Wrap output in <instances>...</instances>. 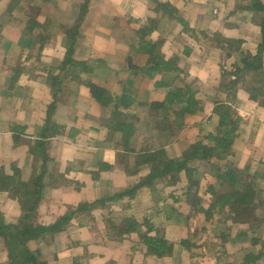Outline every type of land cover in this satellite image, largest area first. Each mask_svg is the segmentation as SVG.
Returning a JSON list of instances; mask_svg holds the SVG:
<instances>
[{
	"label": "crops",
	"instance_id": "1",
	"mask_svg": "<svg viewBox=\"0 0 264 264\" xmlns=\"http://www.w3.org/2000/svg\"><path fill=\"white\" fill-rule=\"evenodd\" d=\"M85 1L66 0L64 6L62 0H0L2 175L40 179V201L28 219L34 225H53L81 203H98L88 217L74 214L53 239L30 240L28 246L41 249L49 264H222V253L230 256L224 264H244L248 255L264 264V239L249 232L256 223L230 219V239H221V233L220 239H194L197 229H209L210 204L200 197L194 214L184 170L175 184L157 180L133 197L117 195L150 173L149 163L138 164L141 154L164 151L178 158L198 140L211 144L206 136L217 134L220 101H231L241 118L232 153L221 163L238 169L239 178L249 173L255 185L263 183L264 106L246 90L253 77L239 80L234 93L223 76L224 69L242 67V55L258 52L262 28L250 2L89 0L85 10ZM49 3L69 16L67 23L53 19ZM76 22L73 41L67 30ZM67 54L86 65L65 64ZM89 82L107 91L108 106L93 96ZM188 86L202 106L196 113L183 104ZM193 164L199 165L200 181L214 176L206 163ZM12 189V183L0 187V226L31 213ZM181 193L189 199L171 200ZM127 219L143 223L144 231L145 221L162 231L175 244L174 253L157 258L138 232L117 234L113 228ZM258 228L264 230V224ZM190 236L192 248L179 245ZM199 242L210 243V249L200 252ZM217 242L224 246L216 249ZM237 242L239 254L233 250ZM9 263L0 235V264Z\"/></svg>",
	"mask_w": 264,
	"mask_h": 264
},
{
	"label": "trees",
	"instance_id": "2",
	"mask_svg": "<svg viewBox=\"0 0 264 264\" xmlns=\"http://www.w3.org/2000/svg\"><path fill=\"white\" fill-rule=\"evenodd\" d=\"M88 2L89 0L85 1V10L88 6ZM248 7L255 11L256 15L259 16L257 21L262 28V40L259 44L258 52L255 55L243 53L244 55H242L241 59L242 67L237 66L236 70L232 71V73L236 74V79L233 78L232 80L231 73L228 69H224L223 76L224 78H230L234 93L237 92V87H234V85H237L239 80L246 81V78H249L248 76L253 77L255 86L253 84L248 86L246 85V90L250 93V96L254 101L259 102L264 106V99L260 98L264 96V2L262 0H250ZM78 21H81V19ZM79 28L80 22H76L72 24L71 27H68V35L73 41L77 38ZM72 46L69 49V52L73 51ZM64 63L71 65H86L85 62L80 63L75 61L71 54L66 55ZM89 86L93 96L102 104L108 106L109 98L105 96L107 91L93 82H89ZM229 96L228 98H230ZM181 97L182 99L184 98L183 104L187 107L190 113H196L202 109L200 102L195 98V94L189 86L186 93L181 94ZM230 103L232 102L230 101ZM230 103L228 104L224 101L216 103L215 113L219 117L217 134L210 133L206 136V138L208 137L209 141L212 142L211 144L205 143L203 140H198L191 144L189 148L184 151L181 157L178 158L166 157L164 151L141 154L138 164L149 163L150 173L135 187L118 193V197H122L124 195H130L133 197L136 195L139 187L153 185L157 180L164 181L167 184H175L178 182L180 173L183 170L189 178L190 185H194L197 181V177L199 179L200 169L199 165H195L193 162L200 160L206 163L209 167L212 166V170L215 171V169H213V167H215L217 171H222L224 175H221L220 178L229 185L231 184L233 188V190L231 192L229 191L228 194L218 193L216 191V187L211 184L208 191L214 192L217 197L220 195L217 199V202L219 203L220 200L225 199L224 203H227V206L230 207V211L233 212L236 217L245 218L248 216L244 221L252 222L253 226L254 221L258 218V215L255 213V209L253 207H251V209H247L246 207V205L252 203L253 200L255 201L254 195L256 192H249L251 185L254 184L252 180L253 176L250 175L249 177L238 178V172H240L238 169L230 167V165L226 163H221V161L223 162L224 160H227L232 153V144L241 122V118L237 115L236 110L230 105ZM116 125L119 126V124ZM234 135L235 137H233ZM142 159H144V161ZM215 174L217 175V172H215ZM239 182L244 183L240 184ZM10 183L13 184L12 193L19 198L24 210L29 208L31 209V213L24 215L16 224L2 223L0 226V235L4 236L10 254L9 264H49V262L44 258L41 249H31L28 246V242L36 239H41L46 242L48 237L53 239L55 237V233L66 229V226L71 222L74 214H78V216L83 214L84 217H88L91 209L98 204L97 202L81 203L75 209H70L69 212L59 218V220L53 225H34L28 222V219L31 214L36 211L40 201V191L42 188L40 179L37 178V180L34 179L27 182L21 180L20 178L8 180L6 175H2V170L0 169V187L6 189L10 186ZM33 185L35 188L34 190H31L33 189ZM103 202L104 201H102V203ZM193 202L194 204L200 205L202 199L195 197ZM212 209L213 206L211 205L210 209L207 211L208 217L213 215ZM142 224L143 223H139L134 219H127L117 225V227L113 228V230L121 236L132 232H138L149 254L154 255L157 258L166 257L174 253V243L168 240L165 235L152 234L151 232L156 231V229L152 227L149 222H144V224H146L145 231L142 229ZM222 236L225 237V234L222 233ZM190 239H192L191 236L183 239L179 245L187 249L192 248L195 244L191 243L189 241ZM256 259V257L248 255L244 264H255Z\"/></svg>",
	"mask_w": 264,
	"mask_h": 264
},
{
	"label": "rangeland",
	"instance_id": "3",
	"mask_svg": "<svg viewBox=\"0 0 264 264\" xmlns=\"http://www.w3.org/2000/svg\"><path fill=\"white\" fill-rule=\"evenodd\" d=\"M57 1H60V0H57ZM241 2L242 1H249L250 0H240ZM264 2V0H262ZM64 6H67V2L66 0H62L61 2ZM60 4V3H59ZM54 6L55 8H57L56 10L52 9ZM46 8H48L49 12L51 10L55 11L52 15H53V19L55 21H57L58 23H60L61 21L67 23V19L69 18V16H67L66 13L62 12V9L60 7L57 6V4L55 3L54 5H51L50 3L48 5H46ZM259 18L258 15H256V20ZM52 21V20H50ZM231 69V70H230ZM236 70V67L235 66H232V67H229V71L231 72V78H233L235 76L234 79H236V74L235 73H232V71H235ZM209 167V166H208ZM212 166H210L209 168V173H213V172H217V175L214 174L213 177H211L209 179V181H200L197 177V181L194 185L191 186L192 188V197L191 199L194 200V197H198V198H202L208 205L210 204V206L212 205L213 206V209L214 210V215L211 216L212 218L209 219L208 217V213H205V216L206 218H208L209 220V223L207 224L209 229L208 228H205V229H202L201 230H196V232H194V239H198L199 241H203V239H220L219 236H218V233H224L225 237H222L221 239H230V233H232V229L230 230V219L233 222H235V224H239L240 221L242 220H245L247 217L243 218V217H236V215L233 214V212L230 211V207L227 206V203H224L225 199L224 200H220V203L217 202L218 198L220 197V195L217 197L214 192H210L208 191V188L209 186L212 184L213 186L216 187V191L218 193H227L230 191H232V185L228 184L227 182H224L220 176L221 175H224V173L222 171H217L215 167H213L214 170L211 169ZM252 175V174H250ZM249 173H246L245 177H249L250 176ZM239 176V175H238ZM202 179V175L200 176ZM242 177V176H241ZM239 178V177H238ZM198 180L200 182V184L202 183V186H199V183H198ZM254 184L251 185L250 189H249V192H256L258 190L259 191V194L258 195H254V198H255V201L253 200L252 203H249V205H246L247 209H251V207H253L255 209V213L258 215V218L256 219V224L254 222L256 226V228H253L251 229L249 232L252 234L253 236V239H256V238H259V239H264V230L262 229H259L258 226L260 224H264V181L261 185L257 184L255 185V181H253ZM182 195H178L177 197H172L171 196V200H176L175 203H179L180 201H183L185 200V198L188 200L189 199V195L186 193H181ZM178 198V199H177ZM191 200V201H192ZM217 202V203H216ZM193 204V209H194V214L196 213V211L198 210V204H194V202H191ZM216 203V204H215ZM221 207H226V209L224 210V212L222 211H219ZM213 213V212H212ZM231 215V216H230ZM219 219H221V222L219 223ZM213 221V222H212ZM238 222V223H236ZM193 225V224H192ZM225 232H224V231ZM231 231V232H230ZM238 230L237 229H234L233 232L234 234H237ZM156 234L158 235H163L162 234V231L158 230L156 231ZM256 237V238H254ZM132 239H139V236H135V237H132ZM208 244L210 243H202V242H199V245H198V249L200 252H204L205 251L207 252L210 247L208 246ZM219 244V245H218ZM237 244V245H236ZM234 246H233V250L235 252H237L238 254L240 253V250L238 249V247L240 248L241 245H242V242H238L236 243ZM134 246H137V243L136 241L134 242L133 244ZM224 246L220 243H216V249H221V247ZM225 246H228V250H229V254H230V241H227L225 243ZM259 246V245H258ZM221 253H222V250H219ZM222 255V260L223 262H221L222 264L224 263H227L228 260L230 261V256L228 257V260H227V254L224 253V256H223V253L221 254ZM201 258V257H200Z\"/></svg>",
	"mask_w": 264,
	"mask_h": 264
},
{
	"label": "built area",
	"instance_id": "4",
	"mask_svg": "<svg viewBox=\"0 0 264 264\" xmlns=\"http://www.w3.org/2000/svg\"><path fill=\"white\" fill-rule=\"evenodd\" d=\"M233 78H235V76Z\"/></svg>",
	"mask_w": 264,
	"mask_h": 264
}]
</instances>
